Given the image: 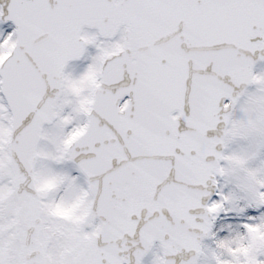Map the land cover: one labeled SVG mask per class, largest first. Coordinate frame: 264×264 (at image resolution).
<instances>
[{
  "label": "snow or ice",
  "instance_id": "obj_1",
  "mask_svg": "<svg viewBox=\"0 0 264 264\" xmlns=\"http://www.w3.org/2000/svg\"><path fill=\"white\" fill-rule=\"evenodd\" d=\"M0 264H264V0H0Z\"/></svg>",
  "mask_w": 264,
  "mask_h": 264
}]
</instances>
